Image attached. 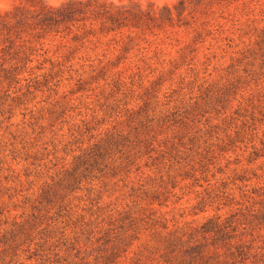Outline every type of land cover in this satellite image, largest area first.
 <instances>
[{
  "label": "rangeland",
  "instance_id": "1",
  "mask_svg": "<svg viewBox=\"0 0 264 264\" xmlns=\"http://www.w3.org/2000/svg\"><path fill=\"white\" fill-rule=\"evenodd\" d=\"M0 264H264V0H0Z\"/></svg>",
  "mask_w": 264,
  "mask_h": 264
}]
</instances>
